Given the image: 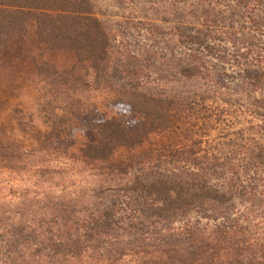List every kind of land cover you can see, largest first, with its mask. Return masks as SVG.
<instances>
[{"label": "trees", "instance_id": "16d2710c", "mask_svg": "<svg viewBox=\"0 0 264 264\" xmlns=\"http://www.w3.org/2000/svg\"><path fill=\"white\" fill-rule=\"evenodd\" d=\"M217 4H233V16H244L254 35L261 31L252 9L264 8V0H207L208 6ZM30 29L46 50L73 57L68 69L44 62L36 66L55 94L79 97L82 90L100 87L113 94L109 104L117 117L88 122L85 128L96 134L95 141L71 153L90 174L83 186L77 188L70 180V187L57 186L62 168L48 161H41L34 176L20 180L19 189L0 181V264H264V238H253L229 223L199 229L191 218L197 210L224 207L239 196L257 198L258 184L240 186L238 172L230 184L220 186L196 173H187L179 182L114 180V173L122 169L113 160L116 150L135 148L151 134L167 130L171 104L113 84L117 71L110 67L111 39L90 4L0 0V48L25 37ZM236 43L237 52L246 51L244 58L237 57L241 78L264 93V68L254 66L264 60V42L257 45L250 36ZM124 73L136 75L132 70ZM77 122V117L46 120L50 132L42 134L44 155L67 154L75 148V141L67 137ZM29 156L0 139V173H25L22 164Z\"/></svg>", "mask_w": 264, "mask_h": 264}, {"label": "rangeland", "instance_id": "374dc122", "mask_svg": "<svg viewBox=\"0 0 264 264\" xmlns=\"http://www.w3.org/2000/svg\"><path fill=\"white\" fill-rule=\"evenodd\" d=\"M85 1L111 39L110 67L117 71L113 84L171 104L167 130L151 134L135 148L116 150L113 160L122 169L114 173V180L179 182L187 173H196L220 186L230 184L238 172L240 186L258 184L257 198L239 196L230 205L197 210L192 221L199 229L229 223L253 238H264V93L241 78L238 58H244L246 51L237 52L236 45L250 36L257 45L263 44L264 8L251 7L263 28L254 35L242 15L233 16V4ZM41 62L62 70L74 60L38 44L33 29L7 48H0V139L30 155L22 164L25 173H0V181H10L19 189L20 180L34 176L41 161H48L62 168L57 186L70 187L73 182L78 188L91 177L83 170L86 164L71 153L80 144L95 141L96 134L85 128L88 122L117 117L109 104L114 96L93 87L80 91L79 97H60L50 81L38 75L36 66ZM254 66L264 68V60H257ZM189 69L193 73H188ZM127 70L136 75H127ZM62 117H77L78 125L67 137L75 141V148L47 157L42 134L50 130L44 122Z\"/></svg>", "mask_w": 264, "mask_h": 264}]
</instances>
